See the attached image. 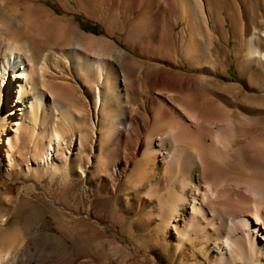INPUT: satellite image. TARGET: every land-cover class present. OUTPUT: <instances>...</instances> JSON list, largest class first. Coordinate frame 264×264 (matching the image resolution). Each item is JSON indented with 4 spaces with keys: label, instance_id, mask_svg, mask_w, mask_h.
<instances>
[{
    "label": "rangeland",
    "instance_id": "rangeland-1",
    "mask_svg": "<svg viewBox=\"0 0 264 264\" xmlns=\"http://www.w3.org/2000/svg\"><path fill=\"white\" fill-rule=\"evenodd\" d=\"M29 1L64 17L87 38H75L70 45L61 38L32 45L37 58L49 48L63 56L57 60L56 72L53 68L46 71L43 85L52 83L59 88L56 93L49 88L53 95L45 93L48 103L33 104L32 112L24 117L25 123L8 116L10 107L1 103L0 251L8 255L0 264H219L215 245L237 239L244 247L240 253L243 260L234 254L230 264H264V256L255 255L254 246L240 237L241 232L232 223H190L195 212L193 200L197 192L205 193L211 181L215 187L232 188L238 199L242 196L258 201L244 188L233 185L242 176L237 164L217 166L214 177L199 166L189 169L185 165L182 179L174 180L171 186L166 179L157 193L147 196L149 188L164 177V165L159 161L148 165L133 161L125 166V150L113 140L114 116L120 111L126 89L129 98L134 96L129 104L138 109V131L143 124L149 130L152 126L147 111L153 105L145 104L144 99L159 97L158 89L165 88L161 85L162 76L181 71L190 75L182 86L190 83L191 87L194 77L201 74L195 68L187 70V64L155 55L151 48L171 42L187 44L188 17L179 6L183 2L160 0L165 11L159 17H151L153 10H146V0H92L91 7L86 8L88 17L79 7L82 0ZM206 1L210 11L198 14L202 43L213 44L210 59L218 63L216 78L222 84L236 86L233 108L237 115L248 118L245 123L250 134L245 140L239 138L234 148L247 146L254 150L264 142V130L255 122L264 118V60L247 61L246 46L255 26L264 52V16L258 12L262 6L256 0H236L242 1L243 9H248V4L256 6L257 14L243 13L240 17L232 16L231 0ZM154 17L160 22L156 30L150 26ZM209 26L211 32L207 36ZM108 46L125 52L120 64L112 63ZM5 55L2 50L0 62ZM93 61L97 67L92 69ZM104 63L108 80L100 86L97 72ZM171 77L174 82L180 80L177 75ZM139 80L146 82L148 88H144L150 90L146 96L134 92L132 83ZM114 84L118 92L113 91ZM97 93L103 98L100 108L95 106ZM218 96L222 98L221 94ZM258 96L261 100L255 99ZM259 102L261 107L257 106ZM50 136L59 137L57 144L49 143ZM129 143L133 145L134 141ZM172 174L174 178L175 172ZM262 247L260 244L259 251Z\"/></svg>",
    "mask_w": 264,
    "mask_h": 264
},
{
    "label": "bare ground",
    "instance_id": "bare-ground-1",
    "mask_svg": "<svg viewBox=\"0 0 264 264\" xmlns=\"http://www.w3.org/2000/svg\"><path fill=\"white\" fill-rule=\"evenodd\" d=\"M82 1L84 4L83 2L80 3L79 7L90 17V12L86 8L91 7L92 0ZM180 1L183 4L179 6L188 17V19L185 17L190 32V39H188L187 44L180 45L177 42H171L151 48L155 55L166 57L174 62H182L183 66L187 64V70L195 68L201 74L194 77L191 87L189 86L190 83L185 85L186 87L182 86L183 80L189 79L190 75H184L180 73L181 71H171L170 75L168 74L169 77L161 75V85L165 88L158 89V93L162 96L144 99L145 104L153 105L147 111L148 121L152 126L150 131L144 124L138 131V123L135 120L138 109H133L131 103L129 104V100L133 99L134 96L129 98L126 89L123 93L125 95L124 102L122 101L123 104L119 113L114 116L116 128L113 140L125 150L123 159L125 166H129L133 161L142 162L146 165L159 161L164 165V177L149 188L146 193L147 196L154 194L166 179V184L171 186L174 180L177 181L184 176L185 165H188L189 169L199 166L214 177L217 173V166L229 167L237 164L242 176L235 179L233 185L235 188H244L245 193L248 192V195L258 198V201L254 202L249 200V197L242 198V196L238 199L237 196L234 197L235 193H232V188L215 187L211 181L207 183L205 193L203 191V194H199L196 191L197 197L193 200L195 212L192 213L190 223L199 222L198 220H204L207 224L222 226L227 222L232 223L233 227L241 232L240 237L246 238L254 246L255 255L259 254L261 257L264 256V142L261 138V144L258 147L255 146L257 149L254 148V150L247 146L242 149L234 148L239 138L245 140L250 134L248 125L245 123L248 118L244 114L237 115L233 108L237 94L235 92L236 86L232 83L222 84L216 78L218 63L216 60L210 59L213 44L205 45L202 43L200 35L202 27L200 28L199 25L198 14H205L210 9H208L206 0ZM231 1L232 5L231 3L229 5L233 7L232 16L236 14L242 17L243 13L251 15L253 12L254 14L257 12L255 11L256 6L254 7L253 4H248V9H243L242 1ZM256 1L257 5L262 6L258 12L264 16V0ZM146 2V10H153L151 17L153 15L159 17L166 9L160 0H146ZM63 9L68 12L66 7ZM221 12L222 9L219 10V13ZM153 19L151 18L150 26L156 30L160 27V22L155 20V17ZM252 28L253 33L247 40L246 59L249 62L258 63L261 58L264 60V52L261 51L258 44V37L254 31L255 26ZM206 31L207 36H209L210 26ZM35 32L39 36L37 39L33 34ZM50 38L64 39L63 42L70 45L75 38L83 40L87 37L72 28L64 17L57 16L29 0L26 2L23 0H0V52L3 50L6 53L4 61L0 62V106L2 102L7 104L11 109L8 116L18 117V121H25L24 117L27 113L32 112L33 104H44L43 101L45 104L48 103L44 98H46V92L51 93L49 88L54 90V93L59 88L52 83L47 84V87L43 85L46 83V71L51 68L55 71L54 67L57 65L58 58L63 56L62 53L54 48L44 49L42 55L37 58L32 49L36 41L42 42L41 40H49ZM170 38L172 37L170 36ZM99 49L100 47L97 51ZM107 50L110 57L112 55V63L120 64L126 57L122 49H113L110 46ZM96 63L95 61L91 63L92 69L97 67ZM104 67L105 63L103 68L97 72V84L100 86H104L108 80ZM173 74L177 75L180 80L176 79L177 81L174 82L171 77ZM144 79H148V77ZM261 81L264 84V77L261 78ZM143 83L140 80L137 83L133 81L134 92L138 91L142 93L141 95L150 92L146 89L148 88L146 82ZM13 87H17L19 90L15 91ZM113 91H119L116 84H114ZM51 94L53 95V93ZM218 94H221L222 98L217 97ZM50 97L54 98V96ZM257 98L260 99L261 97H255V99ZM178 100L179 103L176 104ZM102 102L103 98L98 94L95 99V106L100 108ZM257 106L261 107L262 105L259 102ZM238 118L244 122H238ZM255 122L264 130V118L257 119ZM58 138L57 136L51 137L49 143L57 144ZM129 141H134V144L131 145ZM173 172H175L174 178ZM229 183L231 184V182ZM228 186L230 187V185ZM180 190L181 196L182 186ZM199 195L200 198H198ZM260 244L263 247L259 251ZM234 248H238L237 252L234 251ZM242 248L244 247L240 239L227 241L221 246L216 244L215 252L218 255L219 264L233 263V255L235 254L238 258L242 256L240 254L243 253ZM7 255V252L0 251V263ZM241 260L243 259L241 258Z\"/></svg>",
    "mask_w": 264,
    "mask_h": 264
},
{
    "label": "trees",
    "instance_id": "trees-1",
    "mask_svg": "<svg viewBox=\"0 0 264 264\" xmlns=\"http://www.w3.org/2000/svg\"><path fill=\"white\" fill-rule=\"evenodd\" d=\"M87 27H91V29L93 30V31H95L96 29H94L95 28V26H92L89 22H87V21H84L83 22Z\"/></svg>",
    "mask_w": 264,
    "mask_h": 264
}]
</instances>
